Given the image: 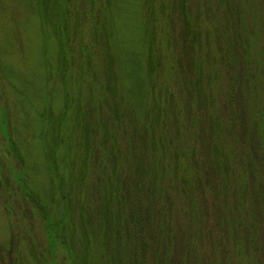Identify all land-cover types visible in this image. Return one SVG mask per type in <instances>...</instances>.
Here are the masks:
<instances>
[{"label":"rangeland","instance_id":"374dc122","mask_svg":"<svg viewBox=\"0 0 264 264\" xmlns=\"http://www.w3.org/2000/svg\"><path fill=\"white\" fill-rule=\"evenodd\" d=\"M68 5L0 0V264H78V243L87 240L78 219L87 213L99 233L88 234V261L108 248L102 264H113L111 254L127 264L135 254L141 264H264V0ZM104 42L113 54L114 92L138 119L126 123L115 150L123 153L114 172L119 187L138 186L145 195L140 204L131 196L124 219L137 213L148 221L138 234L122 226L118 238L101 233L96 212L117 183H101V155L89 161L92 170L75 152L78 128L91 121L85 102L92 82L78 69L79 47L102 78ZM157 106L162 112L149 128L157 166L132 185L133 134L145 108ZM101 110L107 119L104 104L94 116ZM160 159L166 170L158 178ZM82 173L88 185H77Z\"/></svg>","mask_w":264,"mask_h":264},{"label":"trees","instance_id":"16d2710c","mask_svg":"<svg viewBox=\"0 0 264 264\" xmlns=\"http://www.w3.org/2000/svg\"><path fill=\"white\" fill-rule=\"evenodd\" d=\"M63 2V4H62ZM46 0V3L51 6L54 10L56 8H64L69 9V0ZM148 3V0H146ZM63 6V7H62ZM59 13L58 11H54V14ZM149 16V15H148ZM150 17V16H149ZM153 21L152 17H150ZM107 36V35H106ZM94 40L98 39V31L97 29L93 32ZM71 40L75 39V36H70ZM103 46V52L106 54V57H108L107 61L105 62V68L103 72V77L101 78V75H98L97 71L94 69V60L90 59V54L86 51V46L82 45L79 47L80 50V56L79 59L81 60L82 66H78L79 71H83V67L85 68L86 75H88L91 79V88H90V99L89 101L85 102L86 105L90 106V109L86 111V113L89 115L90 118V126L86 129H83L82 127L78 128L77 136H76V146H75V152L78 159L81 161V156L84 159V162L87 161L86 166L87 168L94 169L95 162L93 161L91 165H89V161L91 162L92 158L97 155H101V163L98 165V168L100 167L101 172V178L103 179L101 181L102 184H105L107 182V185H112L113 181L120 183L123 182L122 178H119L117 175H115V171L117 170V162L116 160L121 159L123 156V153L120 152L118 154L115 153L116 148L120 145V137L119 134L122 132L124 126L129 121H137L136 119L137 115L134 114L136 112L135 108L131 110L130 107H125L122 104L121 98L116 96V93L114 92V87L116 86V79L115 75H113V55L112 52L109 50L108 42H104L102 44ZM76 48V46H75ZM106 48V49H104ZM75 50V49H74ZM112 54V55H111ZM149 55V54H148ZM149 65H154L151 57L149 56ZM92 62V63H91ZM65 68L67 66V62H63ZM96 91L98 92L99 97L97 95L96 101L98 103L94 104V102H91L95 98L92 97ZM197 95V92H196ZM106 105L107 106V114L108 117L105 119L102 117V110L100 114V118H97L93 114L94 106L95 105ZM81 109V107H78ZM157 110V113L154 114V111ZM162 112L161 106L157 107H147L145 108L143 114H142V120L144 123L141 124V129L137 128L133 136L137 138V143L134 146L137 149L138 153H135V160L136 162L132 165V171L127 175L126 181H129L132 185H140V181L142 178V175L150 171L151 168L155 169L157 166V163L155 159L157 158V152L160 150L156 147V140L153 139L151 131H149V128H151L152 120L154 116L158 115L160 116V113ZM92 122V123H91ZM100 130L102 131L99 135ZM116 138L117 144L115 145L113 140H109L110 138ZM161 143V149L165 147V145ZM139 145V146H137ZM134 153V151H133ZM163 155H165V150H162ZM107 154V158L103 159V156ZM154 159L152 161L149 160ZM162 159H160L161 164V172L158 174L156 171H153L157 173V177H161L164 175V171L166 170V167H164L163 163L161 162ZM82 163V162H81ZM177 162H173V164H176ZM108 168V169H107ZM147 168V170L145 169ZM88 169V170H91ZM134 172V173H133ZM87 173L80 174V178L77 179V185H88L87 183H83L82 181L86 178ZM133 177V178H131ZM155 178V176L153 177ZM82 180V181H81ZM114 185V189H109L104 192L103 197L101 198V201H99L97 205L96 212H102V217L99 219V226L101 227V233L105 236L108 234V237L116 235V237L121 236V228L122 226L125 229V232H127L130 227L133 225V231L138 234L141 232L146 226H148V221L145 218H138V214L136 213L135 216L128 217L130 219L126 220L124 219V206L128 205L130 203L131 196L134 198V200L131 201V203H138L143 200L145 195L138 190V186L134 188H128L127 192L124 191L119 185ZM74 187V186H73ZM102 187H105V185H101V189H104ZM75 192L78 193L75 189ZM81 193V192H80ZM79 193V194H80ZM72 200V199H70ZM68 204L69 213L72 215L74 212V201L70 202ZM113 200H115V204L111 206ZM102 206V207H101ZM104 206V209L102 210ZM83 205L80 206V209H85ZM136 209V212L140 213L141 215H144L142 211L137 210L138 206L134 207ZM146 212V211H145ZM88 214V213H87ZM79 217V227H83V229L86 228L84 231L85 238L87 240H84L82 242L79 241L77 246V260L78 264H95V261H97V264H102L101 262V256L105 259H107V252L108 248H104L103 253H100L101 256L98 255H91L90 260L88 261L87 258H89L88 248L93 247V243L89 244V242L92 241V239H89L88 241V234L94 235V233H98L94 230L92 226L91 216L87 215ZM90 217V218H88ZM83 218V221L80 222V219ZM101 223V224H100ZM85 225V226H82ZM99 234V233H98ZM135 236V233L132 234ZM158 236V235H156ZM84 238V239H85ZM91 238V237H90ZM152 237V239H154ZM148 243L145 241H141L140 246L143 251L146 250ZM104 246V245H103ZM108 246V245H107ZM139 249V250H140ZM120 253V252H119ZM96 256V257H94ZM98 256V257H97ZM108 259L113 264H127L126 259L121 255H119L117 258L114 257L113 254L110 255ZM136 254L134 257V264H141L144 262L143 258H141L139 261L136 260ZM115 260H118L115 262ZM104 261V260H103ZM107 263V262H106Z\"/></svg>","mask_w":264,"mask_h":264}]
</instances>
